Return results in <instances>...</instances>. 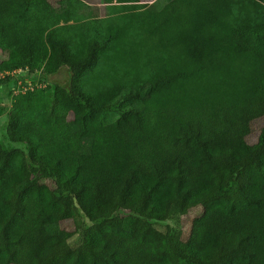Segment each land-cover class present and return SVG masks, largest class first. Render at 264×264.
Here are the masks:
<instances>
[{"label":"trees","instance_id":"obj_1","mask_svg":"<svg viewBox=\"0 0 264 264\" xmlns=\"http://www.w3.org/2000/svg\"><path fill=\"white\" fill-rule=\"evenodd\" d=\"M1 75L0 264H264V0H0Z\"/></svg>","mask_w":264,"mask_h":264},{"label":"rangeland","instance_id":"obj_2","mask_svg":"<svg viewBox=\"0 0 264 264\" xmlns=\"http://www.w3.org/2000/svg\"><path fill=\"white\" fill-rule=\"evenodd\" d=\"M83 2H85L88 6L90 7H96L98 8V4L95 2V0H82ZM168 0H158V4L159 6H163L165 4H167ZM111 14V13H109ZM15 76H20V77H24L26 75L25 72L23 71H18L14 74ZM4 76L1 75L0 79H2ZM50 83L58 85V86H63V87H68L69 83H70V73L67 69H62L59 72H57L55 75L50 76ZM27 88L25 86H23V84H17V88L14 91V94H17L19 92H23L25 91ZM3 91H0V100L2 102V106L0 105V108H10L11 106V99L12 96H8L5 95ZM127 92H125L106 112H105V122L107 124L114 122L115 120H117L123 113L134 110V109H141L142 108V103L139 101H134L132 99H128L127 96ZM7 117L6 115H0V140L2 142H4L6 145H8L9 147H19V148H23L25 147L22 144H11L9 143V141L7 140L6 137V131H5V125H6V121ZM264 126V118L258 120L256 122V128L259 129L261 127ZM256 141V136L253 135L250 138V142L254 143ZM79 221L82 220V218L80 216H78L77 218ZM183 223L180 225L182 232H183V236L186 237L188 230L190 228V224H191V218L189 217H183ZM167 223H161L159 225H157V228L159 230L164 231Z\"/></svg>","mask_w":264,"mask_h":264},{"label":"crops","instance_id":"obj_3","mask_svg":"<svg viewBox=\"0 0 264 264\" xmlns=\"http://www.w3.org/2000/svg\"><path fill=\"white\" fill-rule=\"evenodd\" d=\"M101 1L102 0H95V2L98 4V6L101 5Z\"/></svg>","mask_w":264,"mask_h":264}]
</instances>
